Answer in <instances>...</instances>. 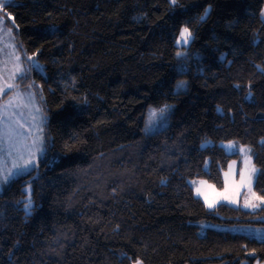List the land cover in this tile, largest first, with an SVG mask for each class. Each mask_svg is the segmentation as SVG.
<instances>
[{
  "label": "trees",
  "instance_id": "16d2710c",
  "mask_svg": "<svg viewBox=\"0 0 264 264\" xmlns=\"http://www.w3.org/2000/svg\"><path fill=\"white\" fill-rule=\"evenodd\" d=\"M263 10L264 0L7 3L17 45L44 70L19 82L42 96L47 151L0 193V264L264 263V240L199 225L264 226V206L210 209L188 184L222 188L239 155L219 143L235 141L252 148L264 195ZM184 26L186 58L175 44ZM167 104L169 123L145 132L147 107Z\"/></svg>",
  "mask_w": 264,
  "mask_h": 264
},
{
  "label": "snow or ice",
  "instance_id": "6c2138e0",
  "mask_svg": "<svg viewBox=\"0 0 264 264\" xmlns=\"http://www.w3.org/2000/svg\"><path fill=\"white\" fill-rule=\"evenodd\" d=\"M7 3L8 0H0V13L6 12ZM171 4L175 6L177 0H171ZM208 11L209 9H205V15ZM262 16H264V12H262ZM200 19L203 20L204 17L202 16ZM4 23L5 17L0 16V31H3ZM12 31V28L7 29L8 34H11ZM193 38V33L189 27L184 26L180 29L179 35L175 39V44L181 46L180 50L176 52L177 57L186 58L187 46L190 45ZM5 47H8V45ZM11 47L15 49L16 45H11ZM0 51H3V49H0ZM34 55L28 56L26 61H22L20 55H17L13 51L9 54L10 59L12 56H15L11 75H0V81H3L0 82V97L6 95L9 91L17 90L12 100H9L6 104H0V185L9 183L12 178L21 176L31 169H36L38 167V157L44 152L43 146L46 140L44 123L46 117L39 104L42 96L38 99L37 93L27 92L25 98V94L18 91L20 85L15 83L16 80L23 81L26 79L27 73L33 67H38V64L34 62ZM25 62L29 64V67L25 68L22 66ZM185 83V81H179L176 87L178 89L182 88ZM31 87L32 85H28V88ZM16 99H24L25 102L22 107L27 108L29 112L30 126L27 134L19 130L23 129V124L19 126V129L14 126L9 114V109L13 107V100ZM84 102L87 103L86 100ZM17 107H20V105H17ZM170 107V105H163L159 108L149 107L145 131L154 130L158 121L163 122L166 120V113ZM225 147L232 153H237L236 142H229ZM238 154L242 157L243 164L238 170L239 179L234 178L237 174V169L235 167L236 161H233L229 165V170L224 173L223 191L215 192L214 186L208 185L207 181L199 182L200 185H207L208 188L213 190L215 199L210 200L202 187L198 186L195 188L196 195L204 198V202L208 208H214L218 203L222 202L238 204L237 197L241 194L244 196V208L254 210L264 206V195H258L254 191L255 180L262 170L257 168L253 162L254 154L252 149L241 145L239 146ZM205 163L207 164V161ZM191 183L195 185L197 182L192 181ZM27 190L30 192L31 186ZM24 210L26 214L31 213L32 200L30 195L24 200ZM135 264H142V261L138 259L135 261Z\"/></svg>",
  "mask_w": 264,
  "mask_h": 264
},
{
  "label": "rangeland",
  "instance_id": "374dc122",
  "mask_svg": "<svg viewBox=\"0 0 264 264\" xmlns=\"http://www.w3.org/2000/svg\"><path fill=\"white\" fill-rule=\"evenodd\" d=\"M11 1L12 0H8V3L11 2ZM263 12H264V10H263ZM0 16H4L5 17V23L3 25V31H0V49H3V51H0V75L8 76V75H11V72H12L13 66H14V60H15V56H12L11 59L9 58V54L10 53H12L13 51H15V53L17 55H20L22 61H26V58L28 56H30V55L25 54L23 52V50H21L19 48V46L17 45L16 39H15V34L13 33V31H12L11 34H8L7 33V29L8 28H12L13 29L12 26H9V24L10 25H13L14 24L13 23L14 20L12 19V17L11 16H7L4 13H0ZM13 37H14V39H13ZM6 45H8V47H5ZM11 45H16L15 49H13L11 47ZM176 46L178 47L177 50H176V52H177L178 50H180L181 46H179V45H176ZM34 62L36 64H38V67H33V69H36L39 72H43L44 71L43 70V67L41 66V64L38 62V60L35 57H34ZM22 66L25 67V68H27V67H29V64L27 62H25V63L22 64ZM5 69H6V71H5ZM0 82H3V81H0ZM9 82H11V81H9ZM15 83L20 85V88L18 89V91H20L21 93L25 94V98H26V93L27 92H35V90L33 89V87H31V88H28V86L22 87L21 84H20V82H19V80H16ZM28 85H31V84H28ZM16 91L17 90L9 91L6 95H4L3 97H0V104H6L9 100H12L13 97L16 95ZM24 102H25L24 99H16V100H13V107L9 109V114L11 115V119H12V122H13L14 126L19 129V126L21 124H23L24 125L23 129H19V130L20 131H23L25 134H27V131H28L29 126H30V116H29L28 109L22 107V105H23ZM39 104H40V106L43 109L44 116L46 117V120H45V123H44V132H45V135L47 136L46 127H45L46 126V123H47V114L44 111L43 105L40 102H39ZM17 105H20V107H17ZM167 105H169V104H167ZM170 106L171 107L168 109V111L166 113L167 119L164 120L163 122L158 121L156 128L154 130H151V131H148V132H153L157 128L164 127L165 125H167L169 123L168 114H169V112L172 109V105L170 104ZM149 107H155V106L150 105L146 109L145 119H144V125H143L144 131H145V124H146V121H147V115H148V109H149ZM229 142H235V141L220 142L219 145L222 146L227 153L234 154V153H232L231 151H229L225 147ZM236 144H237V153H235V154H238L239 146H241L242 144H239L237 142H236ZM243 146H246L248 148H251L250 146H247V145H243ZM43 147H44V152H43V154L41 156L38 157V164H39V160L44 156L45 152L47 151L46 140H45V143H44V146ZM57 158H58L57 155L52 156L50 158V160H49V164L54 163L57 160ZM233 161H236V166L235 167L237 169V174H236V176L234 178L238 180L239 179L238 170H239L240 167L243 166V164H242V157L239 155V159H232L230 161L229 165ZM229 165H228L227 169L224 170V172H223V180L225 179L224 173L229 170ZM9 166H10V162H9ZM31 170H33V169H31ZM31 170H29V172ZM29 172H27V173H29ZM27 173H25V174H27ZM15 178L16 177L12 178L9 183H6L4 185H0V193H2L6 189V187L11 183V181L13 179H15ZM192 181H196L197 183L194 185V184L191 183ZM200 181H206V180L199 179V178H194V179H189L188 180V184L192 188L194 195L196 197L200 198L204 202V198L202 196H197L196 193H195V188L199 186V187H202V189L208 194L210 200L215 199V193L213 192V190L210 189V188H208L207 185H200L199 184ZM207 184L208 185H213L214 188H215V192H221V191H223V187L222 188H218L214 184H212V183H210L208 181H207ZM29 186L30 185H27L25 187V191L27 193L25 199L29 195L31 196V190H30V192L27 190L29 188ZM237 200H238V204H229L227 202H222V203L229 204V205H232V206H238V207L244 208L243 207V203H244V196H243V194H241L239 197H237ZM204 204H205V202H204ZM218 204H220V203H218ZM32 206H33V202H32ZM244 209H249V208H244ZM249 210H253V209H249ZM199 225H200V233L201 234H204L207 228H215V229L228 230V231L236 232V233H244V234H247L249 236L255 237V238L259 239V240H264V226L263 225H248V224H243V225H241V224H239V225H229V224H217V223H213V222H209V221H201L199 223ZM134 264H135V262H134ZM222 264H224V263H222ZM241 264H247V263L246 262H242ZM255 264H264V263L256 262Z\"/></svg>",
  "mask_w": 264,
  "mask_h": 264
}]
</instances>
